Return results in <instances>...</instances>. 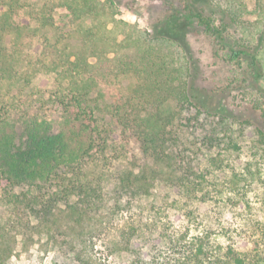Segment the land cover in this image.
Here are the masks:
<instances>
[{
  "label": "trees",
  "instance_id": "obj_1",
  "mask_svg": "<svg viewBox=\"0 0 264 264\" xmlns=\"http://www.w3.org/2000/svg\"><path fill=\"white\" fill-rule=\"evenodd\" d=\"M157 1L147 28L122 19L133 0H0V264L33 245L75 264H245L190 222L221 199L244 129L264 147V0ZM42 74L58 131L32 97Z\"/></svg>",
  "mask_w": 264,
  "mask_h": 264
},
{
  "label": "rangeland",
  "instance_id": "obj_2",
  "mask_svg": "<svg viewBox=\"0 0 264 264\" xmlns=\"http://www.w3.org/2000/svg\"><path fill=\"white\" fill-rule=\"evenodd\" d=\"M133 1L140 4L142 10L135 12V9H125L122 19L131 24L138 21L149 28L151 18L159 16L162 11L161 3L157 0ZM60 13V18L66 20V11L61 10ZM53 77L40 75L35 82L32 97L37 102L36 105L41 103V116L52 124L54 131H58L63 129L66 119L62 111L49 100V94L55 87ZM134 83L133 77H122L116 90L126 95ZM96 105L94 117L98 124L103 127L110 126L113 120L109 109L105 103H92V106ZM79 140L76 136L75 141ZM239 144L240 151L225 156L226 172L217 181L218 192L222 193L221 199L216 197L212 201L194 204L196 218L195 222H190L191 233L205 237L221 256L232 248L244 259L245 264H264V147L250 127L244 129ZM121 169L122 166H117V171ZM253 173L256 174L255 177ZM112 186L111 183L110 187ZM116 261L118 262L117 259ZM11 264L75 263L61 251L46 250L40 245H33L27 252H18Z\"/></svg>",
  "mask_w": 264,
  "mask_h": 264
}]
</instances>
